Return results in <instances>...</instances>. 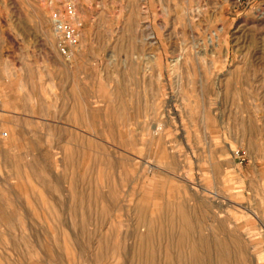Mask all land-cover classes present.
I'll return each instance as SVG.
<instances>
[{
  "label": "rangeland",
  "instance_id": "rangeland-1",
  "mask_svg": "<svg viewBox=\"0 0 264 264\" xmlns=\"http://www.w3.org/2000/svg\"><path fill=\"white\" fill-rule=\"evenodd\" d=\"M0 264H264V0H0Z\"/></svg>",
  "mask_w": 264,
  "mask_h": 264
},
{
  "label": "bare ground",
  "instance_id": "bare-ground-1",
  "mask_svg": "<svg viewBox=\"0 0 264 264\" xmlns=\"http://www.w3.org/2000/svg\"><path fill=\"white\" fill-rule=\"evenodd\" d=\"M58 27H59V25H58ZM167 217V216H166Z\"/></svg>",
  "mask_w": 264,
  "mask_h": 264
}]
</instances>
